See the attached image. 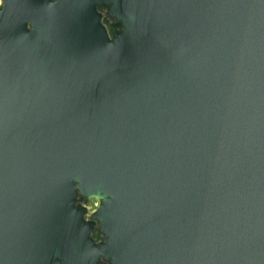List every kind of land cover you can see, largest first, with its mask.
<instances>
[{
    "label": "water",
    "instance_id": "95a60500",
    "mask_svg": "<svg viewBox=\"0 0 264 264\" xmlns=\"http://www.w3.org/2000/svg\"><path fill=\"white\" fill-rule=\"evenodd\" d=\"M4 4L0 264H264V0Z\"/></svg>",
    "mask_w": 264,
    "mask_h": 264
},
{
    "label": "clouds",
    "instance_id": "9594fccd",
    "mask_svg": "<svg viewBox=\"0 0 264 264\" xmlns=\"http://www.w3.org/2000/svg\"><path fill=\"white\" fill-rule=\"evenodd\" d=\"M0 7H5L4 0H0ZM92 206V210L95 211V209L99 207V203L95 199H93Z\"/></svg>",
    "mask_w": 264,
    "mask_h": 264
}]
</instances>
